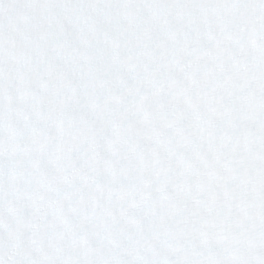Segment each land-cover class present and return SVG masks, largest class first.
<instances>
[{
    "label": "snow or ice",
    "instance_id": "1",
    "mask_svg": "<svg viewBox=\"0 0 264 264\" xmlns=\"http://www.w3.org/2000/svg\"><path fill=\"white\" fill-rule=\"evenodd\" d=\"M0 264H264V0H0Z\"/></svg>",
    "mask_w": 264,
    "mask_h": 264
}]
</instances>
